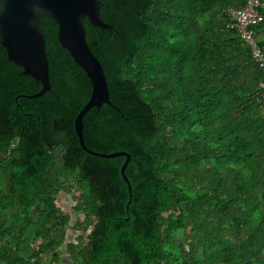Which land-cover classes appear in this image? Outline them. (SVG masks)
Wrapping results in <instances>:
<instances>
[{"label":"trees","instance_id":"obj_1","mask_svg":"<svg viewBox=\"0 0 264 264\" xmlns=\"http://www.w3.org/2000/svg\"><path fill=\"white\" fill-rule=\"evenodd\" d=\"M243 5L100 0L112 28L84 21L112 106L84 115L83 142L130 155V195L124 157L79 146L91 88L54 22L42 96L20 97L40 85L0 52V264H264V72L226 28ZM250 27L264 55V20Z\"/></svg>","mask_w":264,"mask_h":264},{"label":"water","instance_id":"obj_2","mask_svg":"<svg viewBox=\"0 0 264 264\" xmlns=\"http://www.w3.org/2000/svg\"><path fill=\"white\" fill-rule=\"evenodd\" d=\"M99 11L100 0H0V46L5 49L7 60L22 69V75L31 77L40 85V90L35 94L20 97L38 98L51 87L40 21L48 18L54 22L57 26V42L84 72L91 88L87 102L78 110L73 121L79 146L85 153L96 157H124L120 176L130 195L131 187L124 173L130 155L123 151L109 154L93 152L84 145L82 138L84 115L91 108H100L102 104L112 106L102 65L86 42L85 20L100 30L112 28L102 21Z\"/></svg>","mask_w":264,"mask_h":264},{"label":"built area","instance_id":"obj_3","mask_svg":"<svg viewBox=\"0 0 264 264\" xmlns=\"http://www.w3.org/2000/svg\"><path fill=\"white\" fill-rule=\"evenodd\" d=\"M227 17L226 28L235 30L243 42L250 48L252 59L258 63L264 72V55L258 48L254 32L250 26L264 20V0H244L241 8H230L225 11ZM264 90V80L259 83Z\"/></svg>","mask_w":264,"mask_h":264},{"label":"rangeland","instance_id":"obj_4","mask_svg":"<svg viewBox=\"0 0 264 264\" xmlns=\"http://www.w3.org/2000/svg\"><path fill=\"white\" fill-rule=\"evenodd\" d=\"M59 200H60V202H61V205L63 206V207H65V208H67V210H69L70 211V202H69V197H65V196H63V195H60L59 196ZM72 214V213H71ZM72 216V221L76 218L75 217V215H71ZM69 239H72V238H69ZM230 241H231V239H230ZM228 242H229V240H228Z\"/></svg>","mask_w":264,"mask_h":264},{"label":"flooded vegetation","instance_id":"obj_5","mask_svg":"<svg viewBox=\"0 0 264 264\" xmlns=\"http://www.w3.org/2000/svg\"><path fill=\"white\" fill-rule=\"evenodd\" d=\"M0 52L4 55V57H5V63H7V65H9L10 67H12V66H16V65H14L13 63H11L10 61L7 60V55H6L5 49H2V48L0 47ZM55 53H56L57 56H62V55H63V51L60 50V49L57 50V51H55ZM16 68H17V69L20 71V73H21L22 69H21L20 67H17V66H16Z\"/></svg>","mask_w":264,"mask_h":264}]
</instances>
